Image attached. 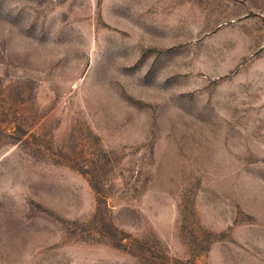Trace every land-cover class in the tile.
I'll use <instances>...</instances> for the list:
<instances>
[{
	"label": "rangeland",
	"instance_id": "rangeland-1",
	"mask_svg": "<svg viewBox=\"0 0 264 264\" xmlns=\"http://www.w3.org/2000/svg\"><path fill=\"white\" fill-rule=\"evenodd\" d=\"M0 264H264V0H0Z\"/></svg>",
	"mask_w": 264,
	"mask_h": 264
}]
</instances>
